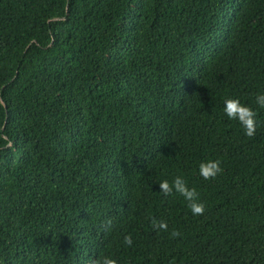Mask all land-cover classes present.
<instances>
[{"label":"trees","instance_id":"obj_1","mask_svg":"<svg viewBox=\"0 0 264 264\" xmlns=\"http://www.w3.org/2000/svg\"><path fill=\"white\" fill-rule=\"evenodd\" d=\"M260 94L264 0H0V264H264Z\"/></svg>","mask_w":264,"mask_h":264},{"label":"clouds","instance_id":"obj_2","mask_svg":"<svg viewBox=\"0 0 264 264\" xmlns=\"http://www.w3.org/2000/svg\"><path fill=\"white\" fill-rule=\"evenodd\" d=\"M224 106V113L229 119L237 120L239 124L245 131V135L252 137L256 132V111L252 108L242 105L238 99H226ZM255 103L259 108H264V94L257 95ZM11 147V143L8 144ZM220 160H208L206 162H201L199 165V174L205 180H211L217 177L218 174L222 172L220 166ZM160 191L165 195H172L173 192L180 194L188 201V207L190 208L193 215H203L204 213V204L199 202L197 199L196 190L189 189L185 180L177 176L172 183H169L167 180H164L159 183ZM151 226L157 231H167L168 224L166 221L158 220L156 218H151ZM181 233L179 231H172L170 237L175 238L179 237ZM123 243L127 246H132V237L131 235H126L124 237ZM93 264H117L115 259L109 257H103L102 259H97Z\"/></svg>","mask_w":264,"mask_h":264}]
</instances>
